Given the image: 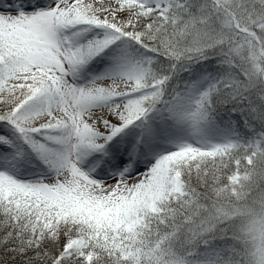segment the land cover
Here are the masks:
<instances>
[{
  "label": "snow or ice",
  "instance_id": "6c2138e0",
  "mask_svg": "<svg viewBox=\"0 0 264 264\" xmlns=\"http://www.w3.org/2000/svg\"><path fill=\"white\" fill-rule=\"evenodd\" d=\"M0 264H264V0H0Z\"/></svg>",
  "mask_w": 264,
  "mask_h": 264
}]
</instances>
